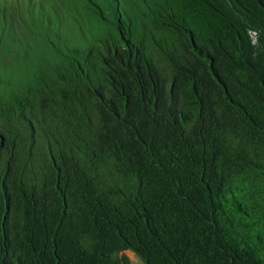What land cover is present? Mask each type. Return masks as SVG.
I'll use <instances>...</instances> for the list:
<instances>
[{
	"label": "trees",
	"instance_id": "obj_1",
	"mask_svg": "<svg viewBox=\"0 0 264 264\" xmlns=\"http://www.w3.org/2000/svg\"><path fill=\"white\" fill-rule=\"evenodd\" d=\"M264 264V0H0V264Z\"/></svg>",
	"mask_w": 264,
	"mask_h": 264
},
{
	"label": "rangeland",
	"instance_id": "obj_2",
	"mask_svg": "<svg viewBox=\"0 0 264 264\" xmlns=\"http://www.w3.org/2000/svg\"><path fill=\"white\" fill-rule=\"evenodd\" d=\"M126 253L129 255L134 264H142L140 258L135 253H133L132 251H127Z\"/></svg>",
	"mask_w": 264,
	"mask_h": 264
}]
</instances>
